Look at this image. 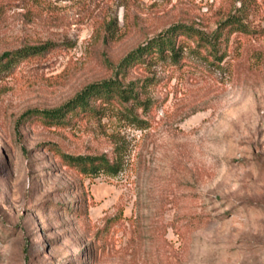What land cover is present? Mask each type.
<instances>
[{
	"label": "rangeland",
	"instance_id": "obj_1",
	"mask_svg": "<svg viewBox=\"0 0 264 264\" xmlns=\"http://www.w3.org/2000/svg\"><path fill=\"white\" fill-rule=\"evenodd\" d=\"M242 2L250 33L183 35L179 63L129 71L140 122L21 120L173 24L211 35ZM47 43L0 74V264H264V0H0V56ZM102 154L112 175L64 159Z\"/></svg>",
	"mask_w": 264,
	"mask_h": 264
},
{
	"label": "trees",
	"instance_id": "obj_2",
	"mask_svg": "<svg viewBox=\"0 0 264 264\" xmlns=\"http://www.w3.org/2000/svg\"><path fill=\"white\" fill-rule=\"evenodd\" d=\"M245 6L246 3L242 2L241 7L236 8L235 12L231 11L226 15L211 35L190 25L173 24L164 32L140 43L129 51L116 65L115 77L85 86L59 107L28 110L22 115L21 120L32 115H41L51 126H61L69 122V115L89 113L102 117L109 109H115L125 118L140 122V117L137 115L138 109L147 104V101L142 99L145 85L139 79L127 81L125 77L129 71H148L162 61H171L173 64L179 63L186 47L180 38L183 35H186L188 39L197 38L198 43L202 42L211 48H216L224 32L229 35L250 33V26L245 19ZM113 28L114 25L110 24L107 30L111 31ZM49 48L50 44L47 43L2 54L0 56V74L10 70L16 62L40 55ZM64 159L85 176L112 175L115 172V164L111 163L104 154L94 156L64 155Z\"/></svg>",
	"mask_w": 264,
	"mask_h": 264
}]
</instances>
